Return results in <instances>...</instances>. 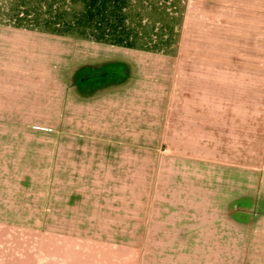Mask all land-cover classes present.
<instances>
[{
  "label": "rangeland",
  "instance_id": "obj_1",
  "mask_svg": "<svg viewBox=\"0 0 264 264\" xmlns=\"http://www.w3.org/2000/svg\"><path fill=\"white\" fill-rule=\"evenodd\" d=\"M218 1L130 0V48L14 27L24 16L35 24V13L44 22V0H0V67L44 70L43 122L40 107L19 104L21 76L0 89V130L22 121L34 133L22 179L34 232L87 223L116 188L129 224L154 204L179 218L170 233L145 236V264H248L250 181L258 193L264 175V58L203 56L216 44L202 49V33L222 31L225 42L252 14Z\"/></svg>",
  "mask_w": 264,
  "mask_h": 264
},
{
  "label": "crops",
  "instance_id": "obj_2",
  "mask_svg": "<svg viewBox=\"0 0 264 264\" xmlns=\"http://www.w3.org/2000/svg\"><path fill=\"white\" fill-rule=\"evenodd\" d=\"M203 1L206 0H202L203 7L206 8V3ZM230 1L234 5V10L252 12V14L249 13L250 19L246 20L244 18L246 15L238 17V24L233 25V33L229 35L232 37L225 42L219 38L222 31L210 36L202 33L200 36L202 49L205 42L216 44V47L207 45L205 52H202L203 56L208 59H221L228 56L264 58V18H262L263 14H260L264 12V0ZM188 23L186 22V27H189ZM30 43L32 44L31 39ZM230 44L233 46L228 52L232 54L226 55L228 47L225 50L223 47ZM22 47L23 45L17 49ZM261 52L263 55L260 54ZM13 63H16V60ZM27 69L23 68L21 63L14 67H0V89L4 90L5 84L11 86L15 75L21 76L17 81L20 83L17 96L19 104L29 105L31 113L33 107H40L41 115L35 116L36 121L43 122L44 70ZM116 72L114 70V74ZM120 72L124 73V70ZM109 83L106 81L101 85ZM98 86L94 89L99 88ZM92 88L90 87L89 90H94ZM1 94L2 91H0V99ZM25 118L26 116L23 122H27ZM19 123L21 128L26 129L10 130L8 126L7 128L5 126L3 130H0V264H145L147 247L145 236L170 233V227L172 224H178L179 218H175L176 215L174 216L168 210V206L161 208L162 204L157 206L154 204L153 212L139 210L137 223L129 224V219L132 218L128 215V205L122 204L128 203V200L122 202L123 198L116 196L118 193L116 188L114 191L109 190L116 195L104 196L100 198L101 201L90 206L87 212V223L67 229H44V233L40 234L37 230L34 232L31 223L32 200L27 201L25 196L29 193L31 183L28 182L27 187V183L22 182V179L27 177V171L33 170L34 133L27 130L31 124H22V121ZM40 138L43 142V134ZM29 174L31 177L32 173ZM251 181L250 205L254 207L250 210L248 221V264H264V175L258 193L255 179ZM93 186L98 187L95 184ZM104 186L109 187L108 184ZM91 197L98 199V196L91 191L89 203L92 201ZM125 197L128 199L127 195ZM258 198H260V204ZM183 219L182 216L180 220ZM171 220L175 223H170ZM122 235H138L142 238L131 241L118 237Z\"/></svg>",
  "mask_w": 264,
  "mask_h": 264
},
{
  "label": "trees",
  "instance_id": "obj_3",
  "mask_svg": "<svg viewBox=\"0 0 264 264\" xmlns=\"http://www.w3.org/2000/svg\"><path fill=\"white\" fill-rule=\"evenodd\" d=\"M41 1V0H38ZM27 0H22L25 4ZM130 0H44V22L35 13V24H26V16L14 27L40 29L44 33L73 37L116 46L136 47L137 32L128 19ZM25 11H30L25 8ZM19 14V13H18ZM35 25V26H33Z\"/></svg>",
  "mask_w": 264,
  "mask_h": 264
},
{
  "label": "flooded vegetation",
  "instance_id": "obj_4",
  "mask_svg": "<svg viewBox=\"0 0 264 264\" xmlns=\"http://www.w3.org/2000/svg\"><path fill=\"white\" fill-rule=\"evenodd\" d=\"M109 72V71H108ZM112 73H114V71L112 72ZM111 76V75H110Z\"/></svg>",
  "mask_w": 264,
  "mask_h": 264
}]
</instances>
